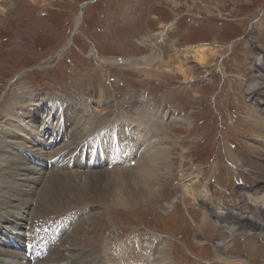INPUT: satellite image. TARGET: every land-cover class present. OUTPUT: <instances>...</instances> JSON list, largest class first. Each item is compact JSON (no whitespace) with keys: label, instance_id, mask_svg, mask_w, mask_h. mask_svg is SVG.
Instances as JSON below:
<instances>
[{"label":"rangeland","instance_id":"obj_1","mask_svg":"<svg viewBox=\"0 0 264 264\" xmlns=\"http://www.w3.org/2000/svg\"><path fill=\"white\" fill-rule=\"evenodd\" d=\"M201 44L207 57L203 65L193 58ZM258 58L264 59V0H0V178L5 176L0 187L21 183L24 176L37 177L21 169L36 166L29 150L60 129L56 149L41 159L46 168L39 179L0 195V216L5 219L12 216L20 189L26 190L28 208L20 217L33 218L22 230L16 227L23 233L22 245L12 236L5 238L12 229L3 223L10 230L2 231L0 249H18L30 261L35 249L32 254L26 251L24 232L36 221L42 228L39 220L52 217L53 227H63L61 238L45 251L49 238L37 235L41 254L34 261L77 264L78 257L65 256L77 255L78 248H54L81 220L96 214L88 221L89 238L81 227L78 234L80 241H88L80 247L90 244L84 252L92 249L99 257L87 264L151 261L150 256H157L147 237L157 234L172 264H227L215 248L224 241L231 243L229 253L246 260L244 264H264V233L253 236L250 229L237 226L227 234L198 201L194 206L178 200L162 207L187 182L194 184L193 198L208 202L212 211L253 209L255 201L242 202L238 189L257 187L264 180V115L247 91L252 84H262L260 76H254L255 68L264 72V60ZM182 61L186 77L175 69ZM45 94L56 98L46 99ZM36 110L37 125L47 117L54 127L31 142L27 130L32 131L28 126L34 120L30 123L23 116V126L17 118ZM122 133L137 134L142 144L127 148L128 163L115 154L111 163L110 151L114 153L115 146L120 153L124 150ZM159 141L168 146L169 169L152 179L149 192L131 183L129 168L142 167L139 157ZM98 147L108 156L93 157ZM65 171L95 176L90 181L80 177L76 187L55 192L54 204L71 207L49 209L61 211L45 216L51 212L37 206L46 205L39 200L46 193V176ZM101 172L106 174L100 177ZM68 211L74 213L70 225L64 218ZM204 215L213 222L205 224ZM200 239L202 244L196 241ZM123 244L118 255L115 249ZM55 252L59 261L51 257Z\"/></svg>","mask_w":264,"mask_h":264},{"label":"bare ground","instance_id":"obj_2","mask_svg":"<svg viewBox=\"0 0 264 264\" xmlns=\"http://www.w3.org/2000/svg\"><path fill=\"white\" fill-rule=\"evenodd\" d=\"M79 24H80V16L76 18V26H78ZM204 47L205 46L201 44V45L198 46V48H194L196 50H194V55H193L194 57L193 58H195V60L201 65H203V63H206V61H207L206 60L207 57H205L206 55H205ZM259 60H264V59L263 58H259ZM140 61H145V58H140ZM254 63H255L254 64L255 66H259L260 65V62H254ZM165 64H166V62H165ZM139 65H141V64H139ZM179 65H181V66L180 67L177 66V67H175V69L177 70V72L180 73L181 76H185L186 77V73L187 72L185 71L186 69L183 68L185 66V63L182 61ZM142 66H143V64L141 65V67ZM144 66H146V65H144ZM166 66H168V65H166ZM169 66H171V65H169ZM148 70H149V68L147 69V71L146 70H143V71L145 72V74H147V73H149ZM254 73H255V75L253 74L254 76H260L258 81H259V83L262 82V84L261 83H260L261 85H259L258 83L252 84L251 86H249V88H248L249 90H247V91H248L249 97L256 103V105L260 108V111L264 115V78L261 77V75L264 76V72L262 70H258V68L257 69L255 68L254 69ZM255 80H256V78H255ZM251 82H253V81H251ZM52 97H55V96L54 95L51 96V95H48V94L44 95V98H46V99H51L52 100ZM23 113L24 114L21 115L22 117L17 118V122L22 123L23 126L26 125L25 123H23V116L26 115V117L29 118V122L30 123L32 122V120H34L31 123V125L29 124L30 126H28L30 129H32V131L27 130L28 136H29V140L31 142L35 141L34 140V136H37V137L40 138V136L38 134H41L43 136L44 133H46L48 131L47 129L54 127V124L52 123L50 118H47V117L44 118L39 125H37L36 120L34 118V117L38 118V116L40 115L39 113H37V110L35 112H23ZM9 119L11 120L10 123H9V126L10 127L12 126V128H14L15 125L13 124V122L15 121V119H14V121H12L11 117ZM49 120H50V122L48 123ZM44 121H46V122H44ZM11 123H12V125H11ZM126 126H128V125L126 124ZM58 127H57L56 131L53 128L54 132H52L53 135L50 138H46V139H44L43 137L40 138V141H42V144L32 145V147H31L32 150H29L31 152V154L29 155L31 157L30 159H32V161L35 163V165H36V166L34 165L35 167H33V166H31V167L22 166L21 167L20 163H18L20 165L18 167H21L22 170H25L27 172V175H31V174L34 173V174L37 175V177H35L33 175L24 176V177L19 176V177H21L22 182L16 184V183L10 181L9 182V183H11L10 186L9 185L8 186L4 185V186L0 187V195L6 196L7 194H9V192H10V190H11V188L13 186L14 187L15 186L22 187L24 185V182H35V180L39 179L40 175H42L43 169L46 168V162L44 163V160H41L42 157L44 155L47 156L49 151L55 150L56 149V145L59 143V141H58L59 140L58 139V137H59L58 135L59 134L58 133H59L60 129ZM124 134L125 133H122V135L120 136L122 138V140L124 141L123 142L124 143V150L122 151V153L120 155L121 157H118V158L120 160H123V159L125 160V157H126L127 160H128L127 161V163H128L129 162V158L131 157V153L127 154L128 156H124V155H126L125 152H126L127 148H129V146L132 145L133 143L134 144L138 143L139 144L138 146H140L142 144V142L136 141V138H138L137 134H134V135H133V133H132V135H131V133L130 134H125V135ZM131 140H133V141H131ZM7 141H9V140H7ZM15 142H17V141H12L11 140L9 143H15ZM129 142H131V144ZM1 143H3V142H1ZM18 143H21V142H18ZM162 144H163V141H159V142H157L155 144V146L154 145H150L143 151V153L139 157V164L142 163V167L137 165L133 169L131 167L129 168L130 173H132V176H130V180H131V183L134 186L139 185L142 188H146V190L150 192L151 189H150L149 183L152 181V179L155 178L156 176L161 175V171L162 170L165 171V170H167V168L169 169V167H168V161L170 159L169 155H168L169 154L168 153L169 149H168V146H163ZM19 145H21V144H19ZM66 146H68V145H66ZM1 151L6 152L8 150L7 149H1ZM52 153H54V152H52ZM263 155H264V153H263ZM109 157L111 159L113 158L111 156H109ZM4 160H5V158H4ZM25 160L29 161L27 159H25ZM12 161H16V160L14 159ZM12 161H11V163H12ZM24 161L21 162V163H24ZM42 163H44V164H42ZM80 163L81 162L76 161L75 164H80ZM11 165H14V164H11ZM11 169H12V167L9 166V167H7L6 170H7V172L11 173ZM116 171H118V170H116ZM50 173L46 176V180L43 183L44 184V190L46 191V193H44L42 198H41V196L39 197V200L41 202H43L44 204H46L45 206H43V205L42 206L41 205L37 206V207H39V209L41 211H42V207H44V209L47 210V211L49 209H53V208L61 209V210H64V209L66 210L67 208L69 209L71 206H65L66 204L62 205V206H58L57 204H54L52 195L55 192L61 190V188L76 187V183L81 179L80 177L89 180V179H91L92 176H95V175H92L90 173L88 174V173H85V172H83L84 174H82V175L75 174V173H74V175H70L66 171L64 172L65 174L64 173L63 174H57V173L55 174V173H52V172H50ZM76 173H78V172H76ZM117 173H119V172H117ZM162 173L164 175L165 172H162ZM199 173L200 172L198 171V175H195V176L196 177L199 176ZM103 174H106V173H102L101 172L99 174V176L103 175ZM2 175H3V173H2ZM9 176H10V174H9ZM14 176H18V174H14ZM4 177L3 178L1 177L0 181H3ZM83 181H85V180H83ZM6 183H7V181H6ZM183 184L184 185L180 186V188H179L178 195L175 196L172 200L166 202L164 204V206L162 205V207L164 209H166L168 207H172V203L174 201H178V200L183 201L184 204H187L189 206H194V205H192V203H196V201H198L199 202V205H198L199 207H205V210L207 212H209V213H211V214L216 216V218L213 219V221H216V225H219L220 223L218 221H220L221 222L220 227L223 230H225L227 234L228 233L231 234L232 233L231 230H233L237 226L250 229L254 233V234H252L253 236H255L256 233H264V180H263V184H261V182H258L257 183V187H256V185L255 186L251 185L250 188H248L246 190L238 189L239 197L242 199V202L244 200H247V202L255 201L254 205L252 206L253 209L251 210V212L246 211L245 208L241 209L242 206H241V208H238L235 211H230L228 208L226 210H224L223 213H219L217 211L216 212L212 211V210H210L212 208V205H210L208 202H206L203 199L193 198V196L195 195L194 192H196L195 188H194V184H193V186L191 185L192 183L188 184L187 182H185ZM80 185H83V184L81 183ZM8 189H10V190H8ZM20 191H21L20 194H22V196L17 198L18 200L14 204V209L15 210L14 209L11 210V215L12 216L9 217L8 214H7L5 219L2 218V216H0V218H1V221H0V229H1V231H0V240H3L5 235L7 236V237L5 236V238H8V237L12 236V239L15 240L17 245H22L23 244V240L20 241V238H19V236L22 235L23 233H22V231H19V229H16V227L20 226L21 227L20 230H22V227L24 226V223L25 222H30L33 219L31 215L29 217H27V216L26 217L22 216L23 218L20 217L21 212H23L24 209L28 208L27 207L28 206L27 203H29V198H27L29 193H27V191L26 190L24 191L23 189H20ZM192 200H195V201L192 202ZM48 204H50V205H48ZM239 209H241V210H239ZM36 210H37V208H36ZM61 210H56L54 212L52 210H50L48 212H51V213H46L45 216H47L48 214H52V212L56 213V212L61 211ZM244 211H246V212H244ZM94 215H96V214H93L92 217H94ZM38 217L40 218V217H44V216L39 215ZM91 218L90 219L87 218V221H86V219L81 220L78 223L77 226L74 224L75 227L73 229L72 234H70L69 236H63V240H62L63 243L60 241V244L58 246H56L54 248V250H56V248H59L61 246H65V244H70L75 249L78 248L80 251L78 252L77 255H71V256H67V257L65 256V258H69V259H71V258L75 259V257H78V260H77L78 263L77 264H80V263L81 264H87L88 262L91 261V259L94 260L95 257L99 258L98 255L94 256L95 254L92 252V249H89L88 254H86L84 252L85 248H90V244H88V245L85 244V246H81V247L79 246V244L82 243V242H88L87 240L86 241L85 240L80 241V237H79L80 234L79 233H81V229H82V230L85 231L84 235L86 234L85 236H87V234L89 232V229H88L89 222L88 221L91 220ZM202 221H204L205 224H208V223L210 224V223L213 222V221L209 222V220H208L206 215H204L202 217ZM3 223L4 224L8 223L12 230H10L9 227L3 225ZM80 227H81V229H80ZM5 228H8L10 230V233L2 235V231ZM88 238H86V239H88ZM147 240L150 242V245H152V246L149 245V247H153V248H151V250H153L151 252H153L154 255L156 254L155 256H157V258H154L153 256L148 255V256L153 258L151 260L152 262L150 261V259L146 258L147 260L144 259L142 261V263L140 261V262H137L135 264H140V263L141 264H172V262L170 260L171 258L169 257V254H167V252L165 251V245H163L165 242H164V240H162L161 236H159L158 234L156 236L152 235V236L147 237ZM196 241L200 242L201 244L203 243V240H201V239L200 240H196ZM125 242L127 243V240ZM6 243L9 246L12 247V245L9 242H6ZM121 246L122 247H126L124 244L120 245L119 247H117L115 250L118 252V255H120V249H121L120 247ZM103 247H105V246H103ZM215 248H216V252H217V255H218L219 259L222 262H224V263H227V264H244V263H246V260L245 259L243 260L242 256L232 255V253H229V250L231 248V243H229V242L224 241L221 244H216ZM105 250H106V248H105ZM58 251H60V250L58 249ZM76 251H77V249H76ZM28 252L30 254H32V252H34V250L31 249ZM147 253L148 252L146 251V254ZM82 254H84L85 256H81ZM3 256H5V257L3 258ZM144 256H145V254H144ZM51 257H54L55 260L58 259V261L60 259L59 257L57 258L56 252L52 253ZM39 261L42 262V260H39ZM39 261H37V264H38ZM29 263H30V261H28V259H27V254L18 251V249H15V250L0 249V264H29ZM55 264H57V262H55Z\"/></svg>","mask_w":264,"mask_h":264},{"label":"water","instance_id":"obj_3","mask_svg":"<svg viewBox=\"0 0 264 264\" xmlns=\"http://www.w3.org/2000/svg\"><path fill=\"white\" fill-rule=\"evenodd\" d=\"M257 60H259V58H258ZM254 62H257V61H254ZM254 64H255V63H254Z\"/></svg>","mask_w":264,"mask_h":264}]
</instances>
